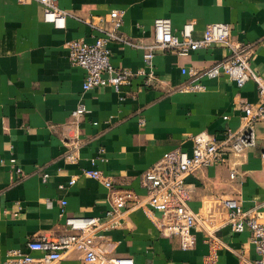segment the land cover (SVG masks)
I'll use <instances>...</instances> for the list:
<instances>
[{
	"label": "crops",
	"instance_id": "1",
	"mask_svg": "<svg viewBox=\"0 0 264 264\" xmlns=\"http://www.w3.org/2000/svg\"><path fill=\"white\" fill-rule=\"evenodd\" d=\"M56 2L68 14L64 28L43 20L36 0H0V264L7 251L24 250L30 240L75 234L65 225L66 216L97 218L105 227L102 235L118 242V255L131 257L134 264H253L256 255L249 231L233 233L222 227L214 232L204 224L206 232L193 230V247L182 250L179 238L163 237L150 211L134 208L132 200L110 227L109 191L80 175L81 169L99 170L117 189L142 200L141 176L165 153L190 152L192 135L205 132L220 140L226 129L238 131L242 113L234 99L255 104V83L237 87L223 74L210 78L201 71L225 59L228 50L211 45L187 55L157 51L152 86L133 78L118 91L109 86L83 91L85 72L69 63L65 42L82 38L91 43L97 35L93 27L111 25L112 9L123 11L121 33L140 44L152 43L156 17H168L174 31L193 21L196 38L207 24L223 22L231 39L249 50L252 69L264 78V0ZM108 47L114 66L133 71L142 67L143 49L119 42ZM182 68L198 73L190 76ZM190 83L202 88L188 89ZM78 105L88 113L75 121L71 112ZM255 135L256 145L241 156L223 155L217 164L186 180L187 206L194 213L217 210L226 199L244 208L264 202V122L256 125ZM73 143L78 144V160L68 163L63 157ZM101 149L102 162L97 160ZM44 173L49 176L45 183ZM70 177H77L75 185L59 189ZM61 201L66 202L63 208ZM216 221L215 216L211 222ZM57 264L85 263L81 253L73 251Z\"/></svg>",
	"mask_w": 264,
	"mask_h": 264
},
{
	"label": "built area",
	"instance_id": "2",
	"mask_svg": "<svg viewBox=\"0 0 264 264\" xmlns=\"http://www.w3.org/2000/svg\"><path fill=\"white\" fill-rule=\"evenodd\" d=\"M26 1V0H21ZM39 2L42 17L45 22L55 28L65 27L67 13L58 6L56 0H36ZM111 25L109 27H93L97 30L94 40L89 43L82 38L71 39L65 42L67 58L72 66H78L85 72L81 84L83 91L96 87L109 86L120 90L121 86L131 83L133 78H140L144 86H152L156 81L153 69V58L157 51H171L178 55H187L192 51L208 48L211 45L224 46L228 56L215 63L208 69H203L207 77H217L220 74L227 76L237 87L253 81L257 88L258 100L255 104H248L240 97L234 99V105L241 111L240 127L238 131L226 129L220 140H216L205 132L192 135L190 152L173 150L165 153L156 163L149 167L141 176L140 182L145 190L142 200L132 194L117 189L112 178L96 169H81L80 175L100 182L108 191L110 210L106 213L111 218L110 227H114L123 216L124 208L129 200L134 208L145 207L152 215V221L163 237L177 236L182 250L193 247V230L201 229L206 232L211 227L214 232L227 227L233 233L245 230L250 233V242L253 245L256 259L253 264H264V202L250 208H244L233 199H226L219 204L217 210H211L203 215L194 213L188 206V188L186 180L198 170L210 167L219 162L223 155L241 156L246 149L256 145L255 127L264 122V78L255 72L250 65V52L230 37V28L223 22L207 24L200 37L193 36L194 22L187 21L178 31L172 29L168 17H156L152 22L153 41L149 44H140L131 41L123 33V11L112 9L108 13ZM110 42H119L144 50L142 67L131 70L119 68L110 60ZM182 73L196 76L198 70L182 68ZM187 88L199 90V83H190ZM88 110L78 105L72 112L71 118L75 121L87 115ZM227 119V117H223ZM144 124V120H140ZM78 144L73 143L71 151L63 159L68 163L78 160ZM264 159V152L261 155ZM99 161L104 160V150L98 152ZM10 163L15 166V161ZM94 165V161L91 162ZM17 174H21L19 167H14ZM233 178L234 174L231 173ZM49 176L42 174L41 180L45 183ZM77 177H70L59 189H67L75 185ZM63 208L65 201L60 202ZM21 210L20 205L17 212ZM17 216L18 214H14ZM61 216L64 210H61ZM217 218L216 225L211 220ZM65 225L75 234L63 235L58 238H37L25 244L24 250L11 249L6 253L3 264H57L67 254L79 251L85 264H134L131 257L120 256L117 253L118 242L102 235L101 226L95 217H65ZM211 232V230H210ZM40 252L42 256L35 257L32 253Z\"/></svg>",
	"mask_w": 264,
	"mask_h": 264
}]
</instances>
